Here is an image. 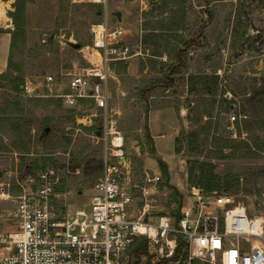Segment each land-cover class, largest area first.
<instances>
[{
	"label": "rangeland",
	"instance_id": "rangeland-1",
	"mask_svg": "<svg viewBox=\"0 0 264 264\" xmlns=\"http://www.w3.org/2000/svg\"><path fill=\"white\" fill-rule=\"evenodd\" d=\"M141 2L107 0L105 10L89 1L0 0L11 38L9 72L0 78V184L17 191V179L51 169L68 208H82L101 172L97 132L107 128L123 137L127 172L136 183L145 169L161 177L151 197L154 215H171L183 198L192 204L188 170L206 163L228 182L217 194L264 216V0H144L143 10ZM117 11L150 18L143 26L152 22L161 33L158 40L142 39V47L152 48L142 49L133 70L129 63L113 67L106 114L81 124L85 103L72 109L57 99L16 93L14 78L37 86L50 75L60 83L86 66L81 49L91 46V26ZM121 20L134 47L138 34ZM156 104L183 110L174 146L167 115L147 118ZM147 120L152 134L162 135L153 145ZM8 207L0 200V214Z\"/></svg>",
	"mask_w": 264,
	"mask_h": 264
},
{
	"label": "built area",
	"instance_id": "built-area-1",
	"mask_svg": "<svg viewBox=\"0 0 264 264\" xmlns=\"http://www.w3.org/2000/svg\"><path fill=\"white\" fill-rule=\"evenodd\" d=\"M70 1L105 10L107 5ZM90 32L91 46L81 49L86 66L60 83L47 75L42 85L21 86L26 96L57 99L67 108L85 103L81 124L106 114L113 67L142 54L141 47L125 42L124 27L108 25L106 12ZM234 121L226 130H233ZM100 140V176L80 209L70 210L60 197L51 169L17 179V191L0 184V200L9 203L0 214V264H264V216L249 215L227 194L195 187L189 191L192 204L183 198L171 215H154L151 197L161 177L145 169L136 183L127 172L119 132L105 128Z\"/></svg>",
	"mask_w": 264,
	"mask_h": 264
},
{
	"label": "crops",
	"instance_id": "crops-1",
	"mask_svg": "<svg viewBox=\"0 0 264 264\" xmlns=\"http://www.w3.org/2000/svg\"><path fill=\"white\" fill-rule=\"evenodd\" d=\"M141 1H142L141 2V4H142L141 5L142 6L141 10H143V4H144L143 1L144 0H141ZM133 6H135V5H131L130 4V7H132L131 10L135 9V7H133ZM117 12H120V11H117ZM126 12H127V10H126ZM122 16L124 17V22L126 23L127 27L130 28L129 29L130 32H131L132 29L133 30L135 29V32H137V34H138V39L136 41H134L135 42V46L134 47H141V51L144 48H145L146 52L150 51V48H152V47H148V45H147V47H145V45H144V47H142L141 41H142L143 38L144 39L147 38L150 41H151V39H153V40L160 39L159 35H157V34L161 33L159 28H158V30L155 29L154 28V23H152V22L151 23H146L145 26H143L144 24L141 23V22H145V21H148V20H151V19L150 18H148V19L147 18L146 19L137 18L136 19V17H138V15H136L134 18L133 17L132 18L129 17L131 19V22H126V20L127 21L129 20V18H126V13L123 14L122 11L120 12V20H117V18H115V17L113 18L112 16H110V19L109 20L107 19L108 25L110 27L120 26V25H118V23L122 21L121 20ZM0 18H1L0 20L3 21V22L1 21L2 23L0 24V75H2L3 73L6 72V69H7L8 57H9V53H10L11 38H10L9 31H8L10 29V25H8L4 21L5 17L3 15V12L0 13ZM106 18H107V16H106ZM156 20H157V18H156ZM135 22H137L136 25H135ZM127 37H128V34H127V36L124 39L126 43L130 40V38L128 39ZM145 55H147V54H145ZM141 56H142V54L140 56H132L127 61H125L123 63H129L131 65V67H132V70H133L134 69L135 60H137ZM154 58H158V57H154ZM130 60H131V62H129ZM146 71H147V69L144 70V73H146ZM152 98L153 97H151V99ZM163 113H165L167 115V118L169 119V122H168V119L166 120V125L165 126L168 127V129H169V134H170L169 138L171 139L172 144L174 146V140L176 139L178 131L180 129V125H181L180 124V118L182 117L183 110L181 109V112L179 114H177V112L175 111V108L173 106H166V105L156 104L155 106H150V108L148 109L146 115H147V118L149 119V115H151V114H154V115H157V116H162ZM149 124H150V122H149V120H147V132H148V136H149V138L151 140V143L153 145L154 139L157 138L158 136L162 137V135L155 136L154 134H152L151 126ZM173 152H174V150H173Z\"/></svg>",
	"mask_w": 264,
	"mask_h": 264
},
{
	"label": "trees",
	"instance_id": "trees-1",
	"mask_svg": "<svg viewBox=\"0 0 264 264\" xmlns=\"http://www.w3.org/2000/svg\"><path fill=\"white\" fill-rule=\"evenodd\" d=\"M7 71L9 72V62H8ZM5 73L0 75V78L4 77ZM11 82L14 84V90L16 91V93H20L19 87L22 85V78H14ZM175 140L177 141V139ZM174 152L177 154L180 152V149L176 148L174 149ZM160 165H162L161 162ZM101 166H102V162L99 161L98 167L101 168ZM188 184L190 187H196L200 189L202 192L206 194H210L213 192L215 193L221 192L222 190L221 188L227 187L228 182L222 181L220 177L214 175L212 172V167H210V165L206 163H201L198 165L197 168H195L193 164L190 170H188Z\"/></svg>",
	"mask_w": 264,
	"mask_h": 264
},
{
	"label": "water",
	"instance_id": "water-1",
	"mask_svg": "<svg viewBox=\"0 0 264 264\" xmlns=\"http://www.w3.org/2000/svg\"><path fill=\"white\" fill-rule=\"evenodd\" d=\"M113 16H114L115 18H117V20H120V12H115V13L113 14ZM68 45H69L72 49H74V50H77V49L80 48L79 44H72V43H69ZM21 89H22V87H20V90H21ZM90 112L93 113V111H90ZM48 131H49V128H45V129L43 130V133L46 134ZM97 135H100V132H97Z\"/></svg>",
	"mask_w": 264,
	"mask_h": 264
}]
</instances>
